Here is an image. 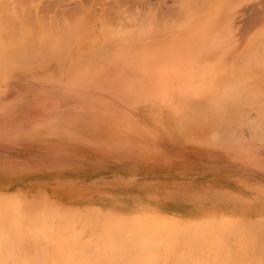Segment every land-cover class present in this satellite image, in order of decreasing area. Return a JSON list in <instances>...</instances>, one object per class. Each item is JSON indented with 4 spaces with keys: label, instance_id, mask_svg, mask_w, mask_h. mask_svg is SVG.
<instances>
[{
    "label": "rangeland",
    "instance_id": "obj_1",
    "mask_svg": "<svg viewBox=\"0 0 264 264\" xmlns=\"http://www.w3.org/2000/svg\"><path fill=\"white\" fill-rule=\"evenodd\" d=\"M5 1L1 0L4 6L0 5L6 10ZM197 1L203 2L197 7L205 8L203 15L217 17L204 25L196 26L197 17L186 23ZM219 1L9 0V12L22 18L26 14L34 16L30 18L35 25L41 19L40 22L47 21L52 27L49 25L52 21L54 29L62 30L60 25L64 19L82 18L87 34L100 36H95L97 41L76 44L69 41L71 45L63 41L61 49L66 55L62 51L58 56L52 53L57 57L54 61L52 58H49L51 62L40 61L32 64L39 66L23 72L0 73V203L5 206L3 209L2 205V210L0 205V212L14 214L17 223H27L25 216L40 214L45 209L44 202L49 200L57 209L69 206L111 211L114 208L112 211L126 214L138 209L158 211L163 217L160 221L164 222L174 217L198 219L204 215L208 223L217 217L222 223H212V228L217 226L215 229L222 231L221 237L231 247L229 252L209 251L213 256L219 255L221 263L216 260L217 263L264 264V0ZM104 24L111 29L121 27L125 32L140 30L142 40L121 44L128 49L125 58L134 60L137 67L127 73L123 71L127 78L114 70L116 65L109 66L118 55L116 43L107 41L105 48L91 51L105 37L101 33ZM228 34L229 53L236 51L239 55L229 58L225 66L230 65L221 67L224 61L220 52ZM30 39L27 45L38 40ZM76 49L81 61L67 69L66 62L63 66L62 61L63 67L58 69L55 63L60 57L65 55L60 61L64 57L67 60ZM51 66L58 69L53 72L55 77H42L40 73ZM153 74L160 80H154ZM106 75L110 76V83ZM220 85H224L223 90L215 91L217 95L213 97L215 102H223L220 103L223 106L217 102V108L215 102H207L198 113L203 112L204 116H194H203V132L215 134V140L204 137L203 143H197L199 137L194 141V138L177 140L171 127L166 129L158 123L159 117L171 114L175 105H178L177 111L184 112L193 98H207ZM71 86L103 88L127 100L130 106L140 108L143 124L137 126L125 117L120 124L108 119L107 129H94L105 138L112 139L119 134L121 141L128 140V143V135L139 136L142 160L133 177L123 180L126 184H107V178L124 176L132 167L111 163L104 168L93 165L91 170V152L86 144L73 147L52 139L37 143L14 137L15 131L29 120L40 114L48 115L77 98ZM218 96L221 98L216 99ZM212 113L216 117L212 118ZM80 124L91 133V122ZM130 148L135 149V144ZM231 219L239 223L227 224ZM252 230H257L259 240L263 236L259 242L257 238L253 240L256 234ZM24 233L21 231V235ZM216 261L204 263L217 264Z\"/></svg>",
    "mask_w": 264,
    "mask_h": 264
},
{
    "label": "bare ground",
    "instance_id": "obj_2",
    "mask_svg": "<svg viewBox=\"0 0 264 264\" xmlns=\"http://www.w3.org/2000/svg\"><path fill=\"white\" fill-rule=\"evenodd\" d=\"M216 1L218 2L219 0ZM219 2L225 3L224 0H220ZM2 3L0 0L1 5ZM7 3L10 4L9 0L5 3L8 12H6L5 7L0 5L3 11H1L2 13L0 12V73L23 72L25 70H30V67H36L38 65L33 66L32 64L40 63V61L43 62L45 60H48L46 62H51L49 58H52V60L53 58L57 59L53 54L58 56L61 51L63 54L66 53L61 49L64 43L63 41L71 45V43L76 44L77 41L89 42L91 39L94 41L96 40L95 36H100L99 33L97 35L87 34L85 29L86 24L82 21V18L81 20H79L80 18L73 20L64 19L60 25L63 27L62 30L61 28L54 29L53 25L55 24H51L53 23L52 21H49L51 22L49 25H52V27L47 25V21H44V23L40 22L41 19L37 21L35 25L31 19L34 16L28 14L31 18L29 16L27 17L26 11H24V13H22L23 15L26 14V18L16 17L9 12ZM199 3L201 4L200 6L203 5V2H195V11L190 15V20L188 19L185 21L186 23L197 17L195 18V20H197L196 26L204 25L207 21L217 17L216 14L212 16L211 14L210 16L203 15L205 8L200 7L197 9ZM18 6L19 5H17V8ZM7 13L10 14L6 16ZM3 14V17L6 18L2 17ZM105 17L107 19V14H105ZM44 19L45 18L42 17V21ZM88 24L90 26V23ZM101 33L105 34V37L98 40L99 43L91 47V51L95 48L96 50L105 48L107 41L114 42L117 44L116 49L118 55L113 58V62H111L109 66L116 65L117 67H115L114 70L117 73L121 71L123 76V71L127 73L131 68L133 70L137 69L134 60L130 61L125 58L128 56V49L126 45L121 44L124 41L138 42L142 40L140 30L135 29L125 32L121 27L111 29L108 25L104 24ZM153 35L155 36L156 33ZM32 38L34 40L38 38V40L31 45H29V43L28 46V39L33 41ZM69 41H71V43H69ZM96 50H94V52ZM76 51L77 49L73 54L67 56V60L65 59L66 57H64L66 61H60V59H63L62 57L66 55L62 54V56L60 54L59 56L62 57H60V59L58 58L59 60L55 65L60 66L62 61L64 63V65L62 63L63 66H65L66 62L65 69L70 66L72 67V65H77L81 59L76 54ZM40 66L43 67L41 64ZM59 66H57L58 69L63 67ZM57 67H47L46 71H42L40 74H43L42 77L47 75L55 77L53 72L58 70ZM145 67L147 68V65H145ZM61 73L63 72L61 71ZM73 75L71 77H73ZM106 77V81L110 83V76L108 77L106 75ZM124 77L127 78L126 75ZM155 78L160 77L157 74H153L154 80H160ZM122 85H125V83L123 82ZM223 88L224 85H220L216 90L214 87L210 88L208 92L214 90L212 94L210 92V96L207 98L203 99L201 96L193 98L189 105L185 106L184 112H182L183 110L177 111L178 105H175V107L170 110L171 114L168 113L167 115L159 117L158 123L166 129L171 127V130L176 133V135L175 133L173 134V137L177 136L175 138L177 140H192L194 138V141L196 140L195 138L198 137L200 140H202L203 137L207 138L206 140L209 138L208 141L215 140V134L212 136L205 131L203 132L205 125H203V128L202 124H204L205 119L202 117L205 113L202 112L203 116L201 118H199V115L202 114L198 113H201L199 111L203 110L202 105L207 104V102H215L213 97L217 95L214 94L215 91H222ZM217 98L220 99L219 96L216 97V99ZM217 102L218 100H216L214 106L217 105L219 107V105L221 106L223 104V102H218V105ZM210 107L212 108L211 104ZM222 108L223 107H221V109ZM221 109H219L218 112H220ZM178 113L180 114L178 115ZM215 113L216 112H214V114ZM196 114H198L199 117H194ZM214 114L213 117L211 116L212 118H214ZM218 114L220 115V113ZM209 115H211V113ZM209 115L207 114L208 117ZM221 117L219 118L221 119ZM200 140H198L197 143L206 141ZM48 201L46 200L44 202L45 209L43 208L44 210H41L40 214H28L25 216L27 217V223H17L14 214L0 212V264H205V260L219 261V255L213 256V253H219L221 251L217 252L216 250L225 249L228 252L231 250V247L228 246L225 239L221 237L220 232L222 231H219V228L216 230L215 228L217 226L212 228V223L216 225L222 223L220 218L217 217H214L216 219L208 223L207 220L203 219L206 218L204 215H201L203 218L198 217V219L174 217L166 219L164 222L160 221L163 217L158 211L138 209L135 212L126 214L123 211H112L114 208H112L111 211H105L95 207L74 208L69 206L57 209V205L48 203ZM22 204L20 205L21 207L23 206ZM0 205L2 209L3 204L0 203ZM4 207L3 205V209ZM24 212L26 211L24 210ZM234 223H239V221L231 219L227 222V224L232 225H234ZM257 230L253 232L256 234ZM21 231H25V233L21 235ZM247 232L249 233V229H247ZM262 235H260V237ZM256 238L257 234L253 240ZM258 238L257 240L259 242L261 238L260 240ZM242 244H246V242ZM260 244L263 243L260 242ZM257 246H259V244ZM209 251L213 253H209ZM209 254L212 255L210 256ZM256 255L258 254L256 253ZM221 261L223 262V260ZM207 263L208 262H206V264ZM219 263L221 262L219 261ZM208 264H210V262Z\"/></svg>",
    "mask_w": 264,
    "mask_h": 264
},
{
    "label": "crops",
    "instance_id": "obj_3",
    "mask_svg": "<svg viewBox=\"0 0 264 264\" xmlns=\"http://www.w3.org/2000/svg\"><path fill=\"white\" fill-rule=\"evenodd\" d=\"M226 29L229 31L228 27ZM229 51L228 34L225 42L223 41V48L220 52L221 61H224V65L221 63V67H224L230 61L229 58L235 59L236 55H239V52L231 51L229 53ZM225 55H228V58ZM70 89L77 93V98L65 102L60 108L53 110L48 115L40 114L29 120L27 125L15 131L14 137L21 138L19 141H34L37 143L52 139L73 147L82 146L81 143L86 144L88 151L91 152V170L94 169L93 165H101L104 168L111 163L132 167L129 172H125L124 176L107 178L109 181L107 184H126L127 182L123 180L133 177V174L138 170V162L142 160L143 149L142 146H140L141 148L138 147L139 136L128 135L130 142L128 143V140L126 142L121 141L122 138L119 134L112 139L105 138L101 133L97 135L94 129L100 127H103V130L107 129L108 119L120 124L125 117L135 122L137 126L143 124L144 116L140 108L130 106L127 100L123 101L103 88L91 86V88L83 89L78 86H71ZM107 115L111 117H107ZM85 121L91 122V133L80 124ZM140 137L143 139L142 136ZM133 143L135 149L130 148ZM141 143L143 142L141 141ZM129 161L132 162L128 164ZM96 166L95 168L98 169ZM91 178H93L92 175ZM91 184L95 183L91 181Z\"/></svg>",
    "mask_w": 264,
    "mask_h": 264
}]
</instances>
